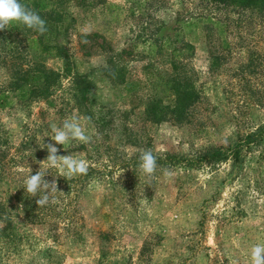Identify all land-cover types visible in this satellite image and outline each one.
<instances>
[{"label": "rangeland", "instance_id": "374dc122", "mask_svg": "<svg viewBox=\"0 0 264 264\" xmlns=\"http://www.w3.org/2000/svg\"><path fill=\"white\" fill-rule=\"evenodd\" d=\"M65 1L75 20L70 22L62 10L68 31L57 39L68 46L74 69L94 81L91 108L78 104L73 74L66 75L61 58L46 62L60 73L49 101L40 94L4 92L16 78L13 65L34 67L33 54L12 55L9 45L14 41L22 47L39 32L17 21L16 31L13 24L0 30V156L5 166L0 201L10 221V238H1L0 233V264H251V247L264 243L262 146L238 165L231 156L211 165H172L168 155L195 159L203 149L235 145L240 134L264 125V21L243 16L242 22L229 24L226 38L232 52L222 58L215 73L205 34L200 29L187 33L196 50L183 74H191L199 100L190 118L157 123L146 118V104L159 95L173 104L174 97L159 83L157 89L152 85L146 66L169 73L170 56L159 48L168 47L166 40L174 39L203 4ZM92 32L104 35L115 50L86 55L79 34ZM123 48L132 53L116 55ZM116 66L126 68L124 80L103 71ZM103 107L112 124L98 131ZM73 116L80 118L91 137L86 149H77L82 144L77 140L64 145L51 140L52 125L60 127ZM85 116L91 120L85 122ZM49 143L59 149L58 155L84 159L95 170L68 178L49 167L44 162ZM147 149L164 160L153 176L139 168L140 154ZM165 169L173 173L171 178L164 176ZM39 170L46 172L45 180L55 179L58 192L53 193L56 203H50L45 223L34 224L26 220L16 200V187H24L26 177ZM72 220H78L81 238L67 230L68 236L55 241L52 235L65 234ZM5 225L0 219V228Z\"/></svg>", "mask_w": 264, "mask_h": 264}, {"label": "trees", "instance_id": "16d2710c", "mask_svg": "<svg viewBox=\"0 0 264 264\" xmlns=\"http://www.w3.org/2000/svg\"><path fill=\"white\" fill-rule=\"evenodd\" d=\"M203 4V9L200 13L192 14L183 23L182 28L178 31L174 39H167L166 45H162L159 48L161 54L166 53L170 56V71L165 75L162 71H155L151 69L149 65L146 66V73H149V78H152V85L157 89L160 86L167 90H170L173 94V104L165 103V98L161 95L156 96L149 101L144 109V114L147 119L153 122L168 121L170 119H176L182 122L184 119H188L193 115V108L199 100V92L193 78L189 72L183 74L188 60L195 53L196 46L186 39V35L196 33L197 29H200L209 42V55L210 65L212 73L219 70L221 66L222 58L226 59L227 53L232 52L230 43L226 38V33L231 22H242L243 16L246 19L260 18L264 21V0H199ZM20 3L36 11L42 19L46 22L47 31L38 36H30L24 45L21 47V43L12 42L9 45V49L12 51V55H19L24 53L33 54L32 60H34V67L26 69L25 63H20V69L13 65L15 79H12L9 86L4 89V92L17 91L19 93H25L23 96H33L34 94L44 95L47 98L52 91L53 86L58 82L60 73L55 69L47 65L49 58H61L64 60V70L66 75L73 74L74 87L76 89L78 104L84 108H91L94 100L89 97L91 89L94 86V81L90 78L89 74H83L74 69L75 61L71 57V52L68 46L62 44L59 39V35L66 34L68 31V25L63 22L65 12L66 18L70 22L75 20L74 15L68 11L65 0H20ZM226 11V12H225ZM54 12V16L52 15ZM236 14V15H234ZM182 17L178 18L181 20ZM13 24L15 31L20 27ZM37 32V31H36ZM79 39L81 40L82 47L85 49L86 55H92L93 50L95 52H112L114 47L112 43L102 34L98 32L92 33H80ZM101 39V40H100ZM86 41V42H84ZM219 42V44H218ZM221 46L223 50H219ZM131 49L123 48L121 51L116 52V55L122 56L125 54H131ZM8 66V65H5ZM25 68V69H24ZM113 71L112 75L124 80L126 68L124 66L112 67V69L104 68L103 71ZM111 74V73H110ZM156 83H159L157 85ZM5 99L6 95L3 94ZM49 98V97H48ZM47 100L49 101L50 99ZM88 101L91 103L89 104ZM3 103V106L8 105ZM89 104V105H87ZM103 116L97 123L98 131L106 129V127L112 124V120L107 118L106 109L103 107ZM113 127V126H112ZM128 131V127L125 129ZM131 140V139H130ZM132 142V141H130ZM93 145V144H92ZM264 125L259 126L253 131H249L243 135H239V139L235 145H220L211 146L203 149L195 156V159L184 155H168L170 164H177L183 162L186 165L195 164L200 166L202 164H215L231 158L234 160V165L240 164L247 153L254 151L255 148H260L264 151ZM88 143L79 144L77 149H86ZM166 162V161H165ZM164 160L157 158V164H163ZM4 161L0 156V180L5 177ZM90 174L95 170V167H89ZM25 186L16 187V200L21 204L25 211L26 220L30 223H45L44 218L48 216L50 203L38 207L36 204L39 192L34 197L27 193L24 189ZM42 193H40L41 195ZM4 204L0 201V219L6 222V225L0 228L1 238H10L7 229L10 227L9 218L5 219L3 215ZM8 216V215H6ZM4 218V219H3ZM78 220H72L71 223L65 227L66 233L62 234L58 231L54 235L55 241H59L61 237L68 236L67 230H72V235L75 239L81 238L80 226L77 224ZM15 242V238L13 239Z\"/></svg>", "mask_w": 264, "mask_h": 264}, {"label": "clouds", "instance_id": "9594fccd", "mask_svg": "<svg viewBox=\"0 0 264 264\" xmlns=\"http://www.w3.org/2000/svg\"><path fill=\"white\" fill-rule=\"evenodd\" d=\"M13 21L20 22L29 29H33L43 35L46 31V22L33 9L20 3V0H0V30L6 29ZM87 34V33H85ZM86 42V41H84ZM85 122H89L91 117H83ZM53 133L51 140L55 144L64 145L70 140H77L82 143H89L91 137L87 134L85 127L81 124L79 117L73 116L65 119L62 126L52 125ZM48 155L44 162L51 168H58L61 173L71 178L74 175L86 174L89 164L86 160L75 158L72 155H58L59 149L52 143L45 146ZM139 168L144 174L153 176L158 167L157 157L151 149L144 150L139 157ZM31 171V170H30ZM46 172L37 171L35 174L28 175L24 180L25 190L32 196L38 192L42 193L36 200L38 207H43L49 203H56L53 193L58 192L55 179L51 182L44 179ZM173 173L164 170V176L171 178ZM251 264H264V243H258L250 250ZM233 264H236L234 261Z\"/></svg>", "mask_w": 264, "mask_h": 264}]
</instances>
